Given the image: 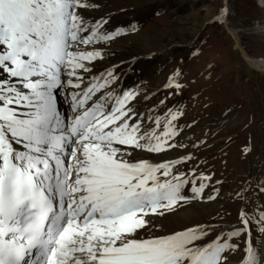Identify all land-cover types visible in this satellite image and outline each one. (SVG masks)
I'll list each match as a JSON object with an SVG mask.
<instances>
[{"label": "snow or ice", "instance_id": "1", "mask_svg": "<svg viewBox=\"0 0 264 264\" xmlns=\"http://www.w3.org/2000/svg\"><path fill=\"white\" fill-rule=\"evenodd\" d=\"M101 7L0 0V264H264V200L238 207L235 226L219 216L174 228L157 222L215 199L221 182L193 166L184 141L196 148L207 136L193 133V144L182 131L190 125L179 101L149 108L151 93L124 86L118 65L96 67L105 45L137 31L134 20L95 15ZM211 20L223 26L227 5ZM173 71L163 85L169 96L182 94ZM253 190L264 197V176L229 198L243 205Z\"/></svg>", "mask_w": 264, "mask_h": 264}, {"label": "rangeland", "instance_id": "2", "mask_svg": "<svg viewBox=\"0 0 264 264\" xmlns=\"http://www.w3.org/2000/svg\"><path fill=\"white\" fill-rule=\"evenodd\" d=\"M99 2L101 12L95 15L111 14L113 24L134 20L137 31L105 45L109 55L96 67L118 65L116 70L121 73L124 86L135 83L141 91L151 93L149 108L161 99L176 108L179 101L184 113L181 123L186 121L190 125V129L182 131L193 144V133L200 135L203 129L207 136L206 139L201 136L204 143L196 148L184 141L187 151L199 161L193 166L197 171L212 172V179L221 182L215 185L218 188L215 199L182 204L175 208L174 214H166L157 222L165 228H174L178 223L204 222L219 216L222 224L235 226L238 207L251 209L264 200L255 190L247 193V202L243 205L240 200L229 198L230 192L238 190L246 181L264 176V167L258 166V157L264 159L259 155L262 149L259 139L264 136L261 133L264 131V74L258 75L245 58H264V1ZM221 5H227L228 9V20L223 26L211 20ZM193 43L200 48L198 56L189 52ZM258 63L259 69H264V62ZM175 69L181 73L182 94L169 96L170 89L163 85ZM248 145L251 152L244 154L243 148ZM252 232L255 236V229Z\"/></svg>", "mask_w": 264, "mask_h": 264}, {"label": "bare ground", "instance_id": "3", "mask_svg": "<svg viewBox=\"0 0 264 264\" xmlns=\"http://www.w3.org/2000/svg\"><path fill=\"white\" fill-rule=\"evenodd\" d=\"M256 1H260V2H263L264 0H256ZM107 16H110L111 17V14H108L107 13ZM243 51V50H242ZM242 54H243V56H245V52H242ZM246 58V61H247V63H248V65L251 67V69H259V61L260 62H264V58H261V59H258V60H254V59H248L247 57H245ZM260 71H256V73L259 75V74H264V69H259ZM255 71V70H254ZM125 82V81H124ZM62 94L60 93V96H61ZM264 131L263 130H261V133H263ZM264 136H263V134L261 135V138L259 139V144H260V146L261 147H259V148H262L263 149V145H262V143H264V138H263ZM262 149H260V157L261 158H264L263 157V154H262V152L263 151H261Z\"/></svg>", "mask_w": 264, "mask_h": 264}]
</instances>
